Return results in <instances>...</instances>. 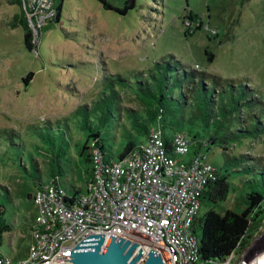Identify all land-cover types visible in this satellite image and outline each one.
<instances>
[{"label":"rangeland","instance_id":"obj_1","mask_svg":"<svg viewBox=\"0 0 264 264\" xmlns=\"http://www.w3.org/2000/svg\"><path fill=\"white\" fill-rule=\"evenodd\" d=\"M107 1L117 7L126 2ZM54 3L55 8L60 4L59 20L45 22L39 38L34 39L36 47L28 50L23 27L10 25L20 11L19 5L0 0V203L10 224L1 240L2 253L18 259L28 252L37 212L30 196L39 181L50 184L51 151L54 155L59 150L62 153L64 171L60 178L66 193L71 195L74 187L83 190L86 186L91 164L86 161L88 150L81 153V149L89 128L81 126L84 110L79 108L75 113V109L91 106L100 98L104 83L112 81L122 107L120 113L111 104L113 115L107 117L105 126L98 127L95 119L89 118L104 138L107 153L117 158L129 138L146 142L144 135L130 128L124 110L142 112L137 98L143 92L138 81L156 88L150 71L158 62L165 61L162 70H167L172 81L167 86L173 95L180 91L183 69L215 74L228 91L231 82L235 85L236 95L244 97L241 117L247 129H254L256 123L261 133L258 139L250 136L234 142L231 149L253 159L247 164L264 172V0H134L125 14L105 8L99 0ZM189 11L197 14L202 24L186 34L184 15ZM194 23L192 20L189 29ZM205 50L213 54L212 60ZM166 61L172 68L167 69ZM28 74L31 76L25 83ZM118 75L125 82H119ZM242 89L244 93H240ZM177 129L199 131L201 138H206L200 123L177 122L168 131ZM202 153L214 167L224 169V155L217 145L204 147ZM192 155L190 148L178 158L186 161ZM229 180L231 190L217 210L241 212L242 195L251 190L264 194V179L257 172L230 171ZM206 210L207 206L200 205L198 214Z\"/></svg>","mask_w":264,"mask_h":264},{"label":"built area","instance_id":"obj_2","mask_svg":"<svg viewBox=\"0 0 264 264\" xmlns=\"http://www.w3.org/2000/svg\"><path fill=\"white\" fill-rule=\"evenodd\" d=\"M19 5L34 41L42 25L56 14L54 0H19ZM190 23L184 19L186 28ZM190 142L186 133L176 131L167 147L162 130L152 129L141 150L112 165L91 150L90 179L77 200L51 184L37 187L32 195L36 228L28 252L14 259L0 250V264H73L67 260L76 244L96 234L137 243L142 256L155 251L164 264H202L191 224L214 166L202 150L180 160L179 155L190 152ZM262 232L264 222L246 243L238 241L214 264H264Z\"/></svg>","mask_w":264,"mask_h":264},{"label":"trees","instance_id":"obj_3","mask_svg":"<svg viewBox=\"0 0 264 264\" xmlns=\"http://www.w3.org/2000/svg\"><path fill=\"white\" fill-rule=\"evenodd\" d=\"M99 1L105 8L115 10L120 14H125L128 9L134 6V0H126L123 7L114 6L107 0ZM9 2L19 5V0H9ZM59 12L60 4L56 8L55 16L46 22L58 21ZM184 18L197 21L192 31L201 27L200 18L192 11L184 15ZM10 25L12 27L17 25L23 27L24 44L28 50L36 47L33 41V32L21 8L18 13L14 14ZM189 31L191 30L188 29L185 33H191ZM205 52L208 59L212 60L213 54L207 50ZM164 63L165 61L156 63L154 70L150 71L151 82L156 88L153 89L149 84H144L142 80L138 81L140 84L139 89L143 92L141 98H137L139 104L142 105V112L135 108H125L124 110L130 128L144 135L146 142L142 143L129 138L117 158H113L112 153H107L104 138L99 130L92 127L91 119L89 118L93 117L97 123L96 126L99 127L101 124L105 126L108 122L107 117L113 115L111 104H115L121 113L122 107L119 104L121 97L115 85L110 81L104 83V88L101 92L102 96L93 101L91 106L84 104L75 109V113L79 111V108L84 110L82 112L84 117L82 118L81 126L89 128L86 143L83 145L81 153L86 149L88 150L86 161L90 163L91 150L96 149L100 153L102 160L106 164L112 165L135 151L141 150L148 142L149 132L152 129L159 128L162 130L165 145L169 147L172 133L182 131L177 129L170 133L168 129H172L173 125L184 121L192 124L200 123L204 128L206 138H201L199 131L193 133L190 130L187 132L182 131L186 133L191 141L190 148L193 153L203 150L204 147L217 145L224 155V169L220 170L214 167L199 195L200 205L207 206V210L202 215L198 214L191 224V233L196 235L198 241V259L202 264H214L226 256L238 241L246 243L247 238L264 222V194L258 191L251 190L241 196L240 201L244 204L241 212L232 209L217 210L219 203L227 198L231 190L230 171L242 172L248 175L257 172L262 175V180L264 179L263 171L259 172V170H255L257 166L255 168L253 165H250V167L247 164V160L254 162L253 159L248 157L246 159V156L235 154L233 149H231V145L234 142L235 144L239 143L247 139V137L250 138L252 136V139H258L261 130L256 123L254 129H247V122L241 117V110L245 104L244 97L236 95V92H234L235 85L232 82L230 83L231 89L228 91L221 78L215 74L198 73L195 69L190 71L183 69L181 71L183 81L181 86L178 87L180 91L177 95H173L172 93L170 94L167 86L170 82L172 84V81L167 75V70H162L165 67ZM166 63H168L167 69L172 68V64H169V61H166ZM30 76L31 74L26 76L24 79L25 83H27ZM207 79L211 80V86H209ZM117 80L121 83L125 82V79L119 75ZM173 85L176 86V84ZM218 86H221V89ZM190 91L193 93H190ZM240 93H244V90H240ZM104 106L106 107L105 110H103ZM87 110L90 113H86ZM106 110L107 113H105ZM164 115H167V117H164ZM128 134L131 136V131H128ZM51 140L52 137L49 135V141ZM87 141H89L88 144ZM52 146L56 147L55 144ZM50 153L51 158L48 160L51 176L50 184L56 189L61 188L67 196L76 201L82 190L74 187L73 194L68 195L61 184L60 177L64 171L61 151H57L55 155L53 151ZM63 153L66 152L63 151ZM36 164L37 162L35 161L34 166L39 170V166ZM36 179L38 180L39 178L36 177ZM249 181V179L244 180L247 183ZM38 183L37 187L43 185L41 181ZM30 198L32 199V196ZM4 213V205L0 203V244L3 235L10 230V224L7 223Z\"/></svg>","mask_w":264,"mask_h":264},{"label":"water","instance_id":"obj_4","mask_svg":"<svg viewBox=\"0 0 264 264\" xmlns=\"http://www.w3.org/2000/svg\"><path fill=\"white\" fill-rule=\"evenodd\" d=\"M262 233L260 240L264 238ZM137 246L123 238L109 236L105 239L102 234L91 235L76 244L67 261L73 264H164L155 251L149 250L142 256Z\"/></svg>","mask_w":264,"mask_h":264}]
</instances>
